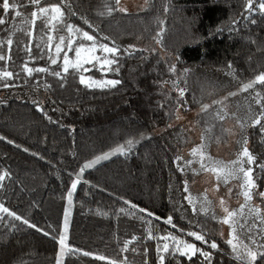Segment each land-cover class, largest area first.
<instances>
[{
  "label": "trees",
  "instance_id": "1",
  "mask_svg": "<svg viewBox=\"0 0 264 264\" xmlns=\"http://www.w3.org/2000/svg\"><path fill=\"white\" fill-rule=\"evenodd\" d=\"M52 4L61 5L62 20L49 24L44 18L33 26L10 13L8 23L0 25V54L11 56L0 61V70L14 74L0 81V92L35 88L41 95L40 106L23 99L0 100V174L8 173L0 182V204L21 217L16 220L0 212V264H57L62 234L66 251L61 264H160V255L164 264H245L223 237L220 213L198 210L192 199L189 202L194 173L185 165L183 151L192 139L175 120L177 110H198L202 136L213 144L226 140L225 121L232 114L223 103H232L245 91L229 93L264 73L259 0H253L252 12L246 11L247 0H148L144 7L127 12L115 10V0H42L41 6ZM20 10L30 17L35 8ZM69 24L93 35L97 44L119 49L113 71H102L93 63L83 66L88 71L69 68L63 73L65 53L72 60L75 55L66 47L68 38L74 41L73 49L92 43L79 33H68ZM60 36L65 45L53 65L49 56L55 58ZM96 54L106 55L99 50ZM25 63L49 71L29 76L22 70ZM172 65L175 72L170 71ZM55 71L61 77L53 75ZM80 75L120 83L88 88L80 83ZM180 88L185 90L183 97ZM248 92H260L264 98V85L256 84ZM203 105L210 107L202 111ZM251 125L237 127L235 147H245L247 140L256 162L245 167L253 168L255 190L260 192L264 132L260 125ZM120 146L125 154L81 172L86 163ZM76 178L79 182L71 191ZM169 217L172 222L166 223ZM261 223L251 219L243 228L244 241H233H239L238 251L252 240L264 245ZM194 231L205 237L202 250L211 253L210 262L199 253L189 258L176 251L173 237L192 242L188 233ZM210 242L218 248L212 249ZM255 264H264V259L258 257Z\"/></svg>",
  "mask_w": 264,
  "mask_h": 264
},
{
  "label": "snow or ice",
  "instance_id": "2",
  "mask_svg": "<svg viewBox=\"0 0 264 264\" xmlns=\"http://www.w3.org/2000/svg\"><path fill=\"white\" fill-rule=\"evenodd\" d=\"M42 0H0V9L3 10V15L0 16V25H5L8 23V16L10 13H13V19L15 18H21L24 23H29L31 25H35L37 20H43L44 18H47V22L51 24L53 21L56 20H62L64 16V12L62 11L61 5L60 4H52L47 7H42L41 6ZM116 4V9L121 12H127L126 8L119 7L120 5V0H115ZM29 5L34 6L35 10L29 14L23 13L20 9L28 7ZM253 0H247L246 4V11L252 12L253 10ZM258 8L261 12V14H264V0H259ZM109 13L113 11L112 8L108 9ZM254 22V21H253ZM67 31L70 34H77L79 33L84 40L91 41V45L86 46L84 44H80L78 47L75 49L72 48L74 41L72 40L71 36L68 38L66 47L69 50H74L75 51V59L72 60L69 58V56L65 53L63 56V67L62 71L63 73H68L69 68H72L75 71H88L87 68H84L83 66L85 64H98L100 67V70L102 71H113L112 65L117 63V60L115 59L118 54H119V49L117 47H109L107 44H97L96 43V38L93 35H90L88 32H81L79 28H74L72 25H66ZM22 31L23 29H17ZM28 35H32V32L29 31L27 33ZM49 41L52 40V37H48ZM159 42V41H157ZM4 41H0V44H3ZM9 51L11 50V45L13 43V40L9 38L6 41ZM65 45V37L60 36L59 37V42L55 45V57L49 56L51 64L55 65L57 64V58L60 56L62 49V46ZM97 50L105 53L103 57L97 55ZM27 51L30 53L31 48H28ZM111 57V58H110ZM11 56H5L3 54H0V61H5V60H10ZM231 67V65H229ZM24 72L27 73V75L31 76L33 72H48V68H30L28 67L27 63L23 65ZM118 71L119 69H115ZM170 71L175 72L176 67L175 65H172L170 68ZM187 71V70H186ZM53 75L57 77H61V72L60 71H55L52 73ZM14 76L13 72L7 71V70H0V81H7L12 79ZM80 83L83 84L85 87L88 88H93V87H99V88H104V87H115L117 84L120 83L118 80H95L91 77H85L84 75H80L79 77ZM256 84L264 85V73H260L255 77L254 80L250 81L249 83L243 84L241 91H248L249 89H253ZM7 83L3 84V87H9ZM184 89L180 88L178 89L179 96L183 97L184 96ZM229 95H236V93H229ZM256 97H257V103H261V95L260 92H256ZM209 105H203L202 106V111H207L209 108ZM40 111H43V109H39ZM217 117L219 119H223L224 117L220 115V113H217ZM264 120V105L261 107V112L259 117L255 118L252 121V127H255L257 125L261 126V131L264 132V125L261 124V121ZM243 127V125H241ZM2 139V138H0ZM245 147H243L242 151L238 154V157L236 160L231 161L230 165H221L220 161H215L212 159L211 156H206L204 153L203 149L205 145L201 144L197 147H194L191 150V155L193 156H199L200 160V168L203 171H211L216 175V179L219 181L223 179V182L225 184L228 183L230 179H236L241 181L240 183V193L239 195H242L244 197V203L239 206L238 209L236 210H229L227 207H224L223 210L224 212L227 213V216L223 218L222 223L224 224H229V226L232 228V232L230 233L231 238L227 240V243L232 247L233 252L235 253V258L242 260L245 262V264H255V261L257 258L264 259V251H261L260 249L264 248V245H256V241L252 240V245H256V250L253 251L252 247H250L248 244H243L242 247L244 249L243 252L238 251V245L239 241L237 243H234V240H237V237L233 235L235 233V227H234V221L232 220L233 217L239 215H243L244 209L246 207L249 208V213H255L257 217L261 219V222L264 223V217L260 216L261 210L258 207H250L249 202L253 199V189H256L258 186L255 182V179L253 178V168L252 167H245V165H253L256 162V157L252 155V153L248 150L246 147L247 145V140L245 139L243 141ZM129 146L132 145V141H128ZM116 153H119L121 155L125 154V151L123 149V146L118 147L115 149L112 153L105 154L103 156L96 157L95 160L91 161L90 163H86L84 165V168L81 169V172L84 171L86 168H90L93 165L99 163L101 160H106L109 158L110 155H115ZM246 158V159H245ZM183 159L182 157H177V160ZM205 160L208 161L207 164H205ZM187 164H192L193 161L189 160L186 162ZM261 170H264V164L259 165ZM198 174V173H197ZM8 176L7 172H4L0 174V182L4 181L5 178ZM79 180L74 182L72 184V189L74 190L76 188L77 183ZM219 188V185H217V190ZM185 191H188L187 186H185ZM232 189H229V194H231ZM261 198H264V191H260L255 193ZM71 196L72 192H69L68 197H69V203H71ZM191 203V200L189 201ZM221 205H224V200L221 198ZM0 212L7 213V215L14 217L16 220H20L21 217L17 216L14 212L9 211V209L5 208L2 204H0ZM25 224H28L27 220L23 221ZM171 217L168 218L166 223H171ZM30 227L35 228V225H29ZM243 227V225H241ZM39 230V229H37ZM67 231V219L65 220V232ZM47 235V233H45ZM189 236L195 237L196 240L198 241H203L207 243L205 240V237L201 234H198L196 232H189ZM65 239L66 236H61L60 238V245H61V251L60 254L62 255L64 250H65ZM164 239H168L167 237H164ZM173 240L175 241L176 244V251L180 252L181 255H189L191 256L196 255L199 253L201 256H203L206 260L211 261V253L209 252H204L202 249L197 248L194 244H189L185 243L184 241L181 240H176L173 237ZM183 245V248L180 246ZM210 247L212 249H217L218 245L215 242H211ZM124 250H127V244L125 245ZM68 251L71 252L73 251L71 248H68ZM134 251V249H133ZM158 253L161 251V249H157ZM163 251L168 252L169 251V245L164 244L163 245ZM84 255H90V253L85 252ZM189 256V258H191ZM99 260H104L106 259L103 256H98L96 257ZM159 261L160 264H164V256L160 255L159 256ZM57 264H61V261L58 257L57 259ZM109 264H116L115 261H109Z\"/></svg>",
  "mask_w": 264,
  "mask_h": 264
},
{
  "label": "rangeland",
  "instance_id": "3",
  "mask_svg": "<svg viewBox=\"0 0 264 264\" xmlns=\"http://www.w3.org/2000/svg\"><path fill=\"white\" fill-rule=\"evenodd\" d=\"M147 2L148 0H120V6L126 8L127 10H133L144 7L147 4ZM52 39H54L53 35H52ZM136 43L138 45L143 44L144 46L150 45L149 42L138 41ZM62 49H64V46H62ZM62 52L63 50L61 51V53ZM54 56H55V46H54ZM74 59H75V55H74ZM240 91L241 89L237 91H233L231 93L237 94ZM8 98L28 100L31 102H36V104L40 106V104L37 102V99L41 98V95L38 92V90L35 88H29V89L13 88L7 92H0V100H5ZM260 106H262V104L257 103V97L248 91L244 92L241 96H235L232 103L230 102L223 103V107L225 109L229 108V111H231L230 114H232L233 118L232 116H230L232 120L228 119L225 121L227 135L226 138L224 139L226 140H224L223 142V138H221L222 141H216L215 144L210 143L202 136L201 126L196 117L198 114V110H191L189 112H183L182 110H177L176 112L175 122L180 124L186 131H188L192 139V143L189 144L187 148L183 151V157L186 158L187 161L189 160L193 161V163L190 165L185 163L186 166L188 165L190 166L192 172L194 173L192 180L193 195L190 198V194H189V198L190 200L192 199V202L195 205L194 207H197L198 210L211 209L218 211L221 215V222L223 218L227 216V213L224 212L223 210L224 207H227L231 211L238 209L239 206L244 203V197L242 195H239L241 191L240 189L241 181L236 179H230L227 184L223 182V179L218 181L216 179V175L213 172L201 170L200 162H199L200 158L198 155L197 156L191 155V150L194 147L203 144L205 145L203 151L206 154V156H211L213 160L220 161L221 165H230V162L236 160L238 154L243 149V144L241 145L237 144L238 149H236L235 147L237 127L238 129L244 127L247 128L250 122H252L255 118L259 117L261 112V108H259ZM241 125H243V127H241ZM113 151L111 152L109 151L106 154L112 153ZM112 156L113 155H110L109 158ZM102 161L104 160H101L100 162ZM90 162L91 161H89L88 163ZM204 162L205 164L208 163L207 160H205ZM76 181L77 178L74 180V182ZM217 185H219L218 190H217ZM229 189H232L231 194H229ZM71 191H73L72 185H71ZM252 191H253V199L249 202V206L258 207L261 210L260 216L264 217V198H261L258 195H256L255 193L257 192L255 189H253ZM221 198H223L224 200L223 206L221 205ZM251 219L252 220L256 219L257 221L261 222V219L257 217L255 213H251V214L249 213L248 207L244 209L243 215L238 214L237 216L232 218L235 227V233H233V235L237 237V240L239 239L240 241H244L242 230L244 227H246L249 224V221ZM241 225H243V227H241ZM64 230H65V222L63 223V227H62L63 232ZM222 232H223V237L226 240L231 238L230 233L232 232V228L229 226V224L222 223ZM63 235L64 234H62L61 236ZM185 243L194 244L197 248L200 249H203L201 243L206 244L203 241L196 240L195 237L192 242H185ZM247 244L250 247H252L251 246L252 244L250 243ZM65 246H66V241H65ZM180 247L183 248V245H181ZM252 249L253 251H255L256 247H252ZM241 250L242 252L244 251V249ZM60 251H61V245L59 243V251L57 254V259L59 257L60 261L62 262L64 253L66 251V247L62 255L60 254ZM186 256L189 257L191 256V254L189 253V255Z\"/></svg>",
  "mask_w": 264,
  "mask_h": 264
}]
</instances>
